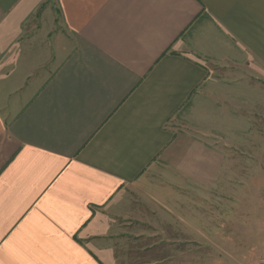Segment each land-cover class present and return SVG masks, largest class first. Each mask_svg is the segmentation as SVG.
<instances>
[{
	"label": "crops",
	"instance_id": "0c3cea01",
	"mask_svg": "<svg viewBox=\"0 0 264 264\" xmlns=\"http://www.w3.org/2000/svg\"><path fill=\"white\" fill-rule=\"evenodd\" d=\"M44 1L0 0V264H117L142 204L174 219L223 166L170 127L194 93L209 127L264 122V0H54L24 34Z\"/></svg>",
	"mask_w": 264,
	"mask_h": 264
},
{
	"label": "rangeland",
	"instance_id": "374dc122",
	"mask_svg": "<svg viewBox=\"0 0 264 264\" xmlns=\"http://www.w3.org/2000/svg\"><path fill=\"white\" fill-rule=\"evenodd\" d=\"M54 2L42 3L40 11L23 25L24 34L43 30L40 20L48 9L55 26L50 37L56 34L59 18ZM231 71L217 68L215 73L218 78H231ZM196 95L177 111L170 127L189 131L220 148L223 166L215 173L213 185L182 193L174 219L159 210L154 214L152 207L142 204L143 221H128L132 231L142 236L130 234L117 253V264H264L263 118H256L243 137L231 135L229 123H221L220 130L215 124L201 123Z\"/></svg>",
	"mask_w": 264,
	"mask_h": 264
}]
</instances>
